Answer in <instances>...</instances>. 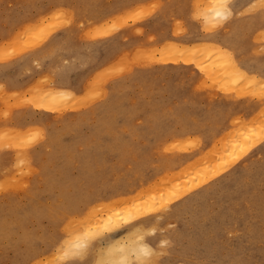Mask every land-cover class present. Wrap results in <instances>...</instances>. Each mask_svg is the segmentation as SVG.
I'll return each instance as SVG.
<instances>
[{"label":"rangeland","instance_id":"374dc122","mask_svg":"<svg viewBox=\"0 0 264 264\" xmlns=\"http://www.w3.org/2000/svg\"><path fill=\"white\" fill-rule=\"evenodd\" d=\"M78 1L79 0H0V50H1L0 51V64L13 63V62L17 61L19 58L26 56L30 52L40 50L41 48L46 46L49 43V41H51V39L55 35H57L58 33L62 32V31H65L69 28H75L77 30L78 39L82 42H89V40H91L90 42L106 41L110 38L121 36V35H123V37H122L123 40L126 39L124 41L123 40L121 41V45L119 47H117V49L113 53H109L110 56L105 58L103 70H101L96 75V77L94 79L95 81L93 80L92 86H97V88L99 90L100 89L102 90V91L101 90L99 91L96 88L100 92V95H98L99 92H96V93L94 92L97 90H92L93 91V94H92V91L89 90L92 87H89V89L85 92L87 94V97H86L85 93L83 94V97H85V100H84V98H82V96L78 97L77 99L75 98L74 99L75 101L73 99L72 100L69 99V100H67L68 102L65 101L66 104L64 102H61L60 105L55 104L56 106H53V104H52V107H51L52 109L48 107L49 110H47V109H45L46 107L43 105V103L45 101L48 102L47 98L48 99L50 98V97H48L50 95L49 91H51L50 89L53 87L47 83L42 84L45 81L40 83V85L36 86L35 88L33 87V90H30V89L26 90V92H25L26 94L23 92L25 96L22 95L23 93H15L16 95L18 94L17 95L18 97L16 95H14L16 98H14L13 94L12 95L8 94V93L6 94L4 87L0 88L3 90V94L5 93L4 94L5 100L3 101L4 96L2 95V90H0V92H1L0 93L1 94L0 95V102H4L5 104L9 105L10 101H13V99L14 100L16 99L15 100L17 102L16 106H14L13 108L10 106L8 107L9 108L8 112L10 111V113L13 109L21 108L24 106L23 104H27V101L29 100V98L32 101L29 100L28 102H30V104H32V105L38 104V106H39V104L42 103V105H40L39 107H36L33 105L35 109L51 112L54 114L56 113L55 114L56 119H54L53 121H50L48 123L49 125L47 123L42 122V124H43L42 127H38L37 125H34V126H36L35 128L29 127V128H26L22 131L17 132L15 128H10L8 126L9 123H5V124L0 125V141L2 140L1 141L2 145H0V154L2 152H5V151L14 152L16 154L14 165H12L9 169L0 171V185L2 186L0 188V264H12V262L15 261L16 258H18L19 256H24L23 254L27 253L29 251V249H32V247L30 246V244L28 242L22 243V240L25 237L28 239L36 240L37 244H36L35 249H37L41 252L38 255L39 257H37V259L33 262L34 264H36V262H37V264L38 263L43 264L44 262H46V264H57V263L58 264H99V263L102 264L101 262H97L98 256H99L98 254L100 253V249L106 247L105 245L107 243L106 244L102 243L101 239L104 236H107L109 234L107 229H106V231H104L105 227H104V224H102V222L104 221L105 218L108 217V216L106 217V214H108L109 212L104 211L105 207H103L104 205L101 203L108 202L106 204L108 206L110 203L114 202L113 199H115V196L112 198H106L107 201H102V200L99 201V200H94L97 196L86 195L85 193L88 192L89 194H92V193H96L97 191H100L103 194L109 195L110 194L109 190L118 187V183L120 182L123 175H125L126 173H127V175L131 176L130 180H132V181L140 182V181L146 180V182H145L146 184L144 186H148V184L150 185V183L154 184L157 182H158V184H160L159 179H162V178H163V181H161V182L163 183L167 179L166 178L167 177L166 176L167 171H162V173H159V175H157L158 173H156L157 176H155V175H153L155 172L154 166L150 169H143V168H140L139 166H137L135 160L138 158H142L147 154L148 158L150 157L154 160V165H155V163L157 162L158 159H161V160L167 159V158L169 159V158L173 157L172 156L173 154L175 156H177V155L191 156L198 151V147H199L198 141H197V138L194 136H189L190 138L185 137L182 139L174 138L175 140L171 137H168L167 141L164 140V143H162L160 145L159 150H158V148H156L157 146L155 145V148L152 149L153 152H152V150L149 151L147 149L149 142L147 140H145V138L143 137L145 127L148 124H150V123L151 124H157L158 123L161 125L162 124H168V125H171V127H172L174 124L178 123L177 125H175V127L179 126V128H181L180 125L184 124V122L187 123L186 121H188L191 117H194V118H202L203 117L202 119H200V120H203L204 117H206L208 113H211V110L212 111L215 110V111H219L221 114H224V115L227 114L226 115L227 118H225L226 119V128L231 131L233 128L238 130L239 126L243 125V123H242L243 121L247 122V120H251L252 118H254L255 116H257L260 113V110L264 109L263 108L264 107V86H263L264 85V79L261 76H259L260 74L257 75L256 72H254V74L252 72V73H250V76L256 77V75H257L256 81L253 79L251 81L252 77L251 78L247 77L246 79L244 77H241L240 79L233 80L234 79L233 74H232L233 69H232L231 64L229 65V63H228V61L230 62V60H231L230 56H228L230 59H228V57L226 56L227 57L226 59H228V60L225 59V57H224L225 55L223 56V58H220V59L212 58V59L208 60V58L205 55L199 56L198 54H196V53L194 54V52H193V54L192 53L190 54L191 56L188 54H184L183 58L182 57L179 58L180 61L175 62L174 60H172L173 54H170V53L164 54V52H166V51H164L163 47L166 46V45H164L166 43L160 42V40L158 39L159 33L152 29V24H150V26H149L151 13L153 12L154 8L157 5H159L160 0H144L141 3H130L131 0H125V1L124 0H81L80 1L81 3ZM221 1L224 2L225 0L224 1L221 0ZM221 1L220 0H187V1L184 0L185 6L181 10L182 12L177 14V13H175V10H173V12H172L173 17H171L169 19V22L167 23L166 29H168V26H169V28H171L172 34H173V37L171 36L172 37L171 42L173 41L172 45L176 46V43H177V46L190 44V43H188V44L184 43L181 40H179L181 37H183V36L185 37V35L188 32V29L186 26H187V21L189 19H191L193 21L192 23L201 25V31L203 33H212L218 29H223V25H224L225 21L222 19L214 20L210 14V12H212V10L214 9L213 7L216 6V3L219 2V3H217V5L221 4L220 3ZM260 1H262L264 3V0H260ZM260 1L258 4H260ZM118 3H120L122 7L124 6L122 11L119 12V14L115 13L114 15H112V13H111L109 16H107V17L104 16V18H101L99 20L98 19H95V20L90 19L91 15H94L97 11L110 9ZM143 3H144V5H143ZM70 4H71V6L73 4H75L72 7L77 8L78 11H76L77 9L75 10L72 7L70 8ZM206 4H209V6H206ZM258 4H256V5H258ZM93 5H94V7H93ZM108 5H110V6H108ZM256 5H254L255 7L252 6L249 9L248 8L244 9L242 11V15L236 14L235 18H239V17L241 18L247 14L255 13L256 10H258V9H264V6H263L264 4L261 3V5H259V6H256ZM140 6H143V8H141ZM186 6H187V8H186ZM138 7H139V9H137ZM67 8L71 11H69ZM82 8H86V10L85 9L82 10ZM101 8H103V9H101ZM128 8H130V9H128ZM133 9L134 10L136 9V11L134 12ZM140 9L141 10L144 9V11L143 10L139 11ZM57 10H61V11L59 12ZM62 10L63 11L65 10L66 14ZM193 10H195V11H193ZM196 10L198 13L196 12ZM72 11H73V13H71ZM145 11L148 14H146ZM53 12H54L53 15H55L57 12H58L57 14L60 13V15L62 13H63L62 15L65 14V17L63 16L64 18H66L65 20H67V18L72 15L71 16L72 19L68 18L67 21H64L63 17L61 16L62 21L60 22L59 21L60 15H59L58 16L59 20L56 23L54 22V24L59 23V26L58 27H57V25L52 26L53 25L52 22H51V25L49 22L51 20H53V21H55V19L57 20V17L51 19L52 17H50V16H53L52 15ZM68 12H70V13L68 14ZM82 12H83V14H82ZM129 12H130V14H132L134 12V14L129 15ZM67 14H68V16L66 17ZM97 14H101V13L97 12L96 15ZM126 14L128 16H131L132 19L136 18V21L133 20V22H132V19L130 17H127ZM193 14L194 15L197 14L196 15L197 17L194 16ZM145 15H146V17H145ZM202 15L205 16V18ZM192 16L195 17L196 19L193 18ZM85 17H87L88 21ZM108 17H109V19H108ZM114 17H117L118 19L115 21L116 18H114ZM119 17L122 19H120ZM43 18H45V19H43ZM198 19H200V20H198ZM69 20H70V22H69ZM108 20L109 21L113 20L112 22L114 25L112 24V22H109ZM106 21H108V23H106ZM29 22H31V23H29ZM45 22H47V23H45ZM116 22H118L117 23L118 25L115 24ZM48 23H49V25H48ZM67 23H68V25H67ZM217 23H218V25H217ZM79 24L81 26L84 25V27L79 26ZM33 25H35V26H33ZM96 25L102 26L103 27L102 33L104 34L106 32V34L102 35V33H101L102 29H100V27L97 29ZM54 27L55 28L57 27V28L55 30H53ZM112 27L114 28V30L112 29ZM116 27H118V28H116ZM125 27H127V28H125ZM138 28H141L139 30V34L137 33V31H136V33L134 32V30H137ZM203 28H205L206 30H204ZM104 29H106V31ZM22 30H25L26 32L23 31V35L22 34L20 35L19 33H21ZM45 30L48 32L46 33ZM117 30H118V32H117ZM196 30H197L196 33L198 34L200 31H199V29H196ZM42 31L45 32L46 34L43 33ZM49 31H51V33ZM84 31H85V33H88L90 35H91V33H93V34L91 36L90 35L88 36V35L84 34ZM140 31H141V34L143 37H141ZM112 32H113V34H112ZM129 32H130V34H129ZM48 33H49V35H48ZM110 33L112 35H110ZM128 34L131 36V39L128 38V36H127ZM154 35L157 37L156 39H155ZM45 36H46V38H45ZM260 36L254 37V46L252 49H253V52H255V53H253V56H255L257 54L264 55V50L262 49V48H264V39H262V38H264V34H262ZM41 37L43 39L44 38L45 39L43 40ZM91 37H92V39H91ZM39 38H40V40L42 39L43 41H40ZM84 38H85V40H83ZM148 38L150 41H152V40L153 41L148 42ZM128 39H129V41H128ZM142 41H145V43ZM138 42H139V44H137ZM140 42L143 43V44L141 43V46H139ZM19 43H22V45L20 44L21 45L20 46ZM125 43H127V44H125ZM200 43H204V42H199L196 44H200ZM5 45H6V47L9 46L8 47L9 50H7V48L4 47ZM258 45L259 46L262 45V48L260 46L259 49L257 50ZM4 48H6V49H4ZM150 48H152L151 51H150ZM138 49L144 50L143 54L146 52V56H145V54H144V56H142V54H141V57H145V60H144V58L143 59L141 58V61H140V59L138 58V55L141 52L139 54H137V58L135 57L136 56L135 53L140 51ZM147 49H149V50H147ZM5 50H7L8 52H6ZM155 50H157V51H155ZM147 52H148V54H147ZM154 52L155 53L157 52L156 54L158 57L156 56V54ZM122 53L126 55L125 58L127 60L124 59L125 60L124 63H127V62L130 63V64H128L127 68L129 69V67L131 66L132 70H130V72H132V73L127 72V71H129V70H127L124 73L122 72L120 74V73H117L118 70L116 67L113 68L112 63H114V66H117L118 64L116 65V63H118V62H115V61H117L121 58H124ZM133 54H134V56H133ZM151 54L152 55L154 54L155 56L154 55L152 56ZM111 55H113L112 58H111ZM196 55H198V56H196ZM120 56H123V57H120ZM147 56L149 58H147ZM146 58L149 60H147ZM166 58L168 59L167 61H165ZM190 58H192V59H190ZM183 59H185V60L181 61ZM187 59L190 61H188ZM131 60H134V62L132 63ZM200 60H201V62H200ZM203 60H207V61H203ZM247 60H254V57L248 58ZM155 61H156V63H155ZM212 61H214V62L216 61L215 66H214V62H212ZM197 62L200 64L198 65ZM137 63L139 65V67H138ZM120 64H121V60H120ZM120 64L118 65V68L120 69V67H121L123 69V67L120 66ZM122 64H123V62H122ZM186 64H187L186 67L190 68V72H187L186 70H180V71L174 70L177 65H186ZM150 65L151 66L153 65L152 67H163V68H168V69L151 70ZM218 65H219V67H218ZM223 65H224L225 69H224ZM225 65L226 66L228 65V67H226ZM39 66H41V65H39ZM107 67H109L108 68L109 72L106 73L105 68H107ZM111 67L113 68L112 72H110ZM145 67H150V68L147 70ZM218 68L222 71H218L219 70ZM227 68H229L228 71H227ZM115 69L117 70L116 72H115ZM104 70H105V72L103 73ZM206 70H208V71H206ZM121 71L122 70L120 69L119 72H121ZM113 72L120 74V76L119 75L117 76V74H113ZM191 72H192V74H191ZM101 73H102V76H100ZM127 73H129V74L127 75ZM216 73H217V75H216ZM105 75H107V76H105ZM132 75L137 76V78L131 79ZM104 76L106 78L101 79V77H104ZM207 76L209 78H207V80H206V78H204V77H207ZM97 78H99V79H97ZM203 78L206 81H204ZM99 80H103V81H99ZM189 80H190V82L187 83ZM238 81L240 83H238ZM246 81H247V84H246ZM175 82H176V84L180 83V84H185V86H187L186 88L191 93L190 98H188L186 100H178V99H171L170 98L171 86L174 85ZM207 82H209V84ZM212 82L215 84H213ZM243 82L245 83V86L243 85ZM94 83H95V85H93ZM118 83L122 84V87H120L119 90H117V96L118 97H116L114 100L110 101L109 98H106L105 94L109 91L110 88H112L113 86H115ZM204 83L207 84V86L203 85ZM222 83H224V84H222ZM260 83H261V85H259ZM196 84H201L202 86L201 85L199 86ZM140 85H142V86L140 87ZM241 85H243L244 88H246L247 87L246 85H248V88L245 89V91L247 90V92L243 91L244 88H241L242 87ZM254 85H256V86H254ZM195 86L197 87L196 89H195ZM259 86H261V87H259ZM205 87H206V89H205ZM220 87H222V90ZM239 87L241 90L239 89ZM257 87H259L261 89L263 88V89L258 90L259 88L257 89ZM139 88H140V90H139ZM149 88H153V89L150 90ZM37 89H39V90H37ZM248 89H250V90L248 91ZM144 90H146V91H144ZM238 90H240V91H238ZM251 90H252V92L254 91L256 94H254V95L251 94V96H250V94H248V93H251ZM36 91H37V93H36ZM211 91H213L214 93H212ZM29 92H31V93H29ZM141 92H142V94H141ZM192 92L195 95H193ZM243 92H244V94L242 95ZM46 93L48 94V96L46 95ZM149 93H150V95H149ZM235 93L236 94L238 93V94L235 95ZM32 94H34L33 95L34 97L32 96ZM139 94L141 96H139ZM6 95H7V97H6ZM19 95L21 98L24 97V99L26 96L27 97L30 96V97L26 98V99H28L27 101L22 99L24 103L20 104V101L17 100V98H19ZM224 95H225V97H224ZM231 95H232V97H230ZM252 95L254 97H252ZM1 96H3V97L1 98ZM100 96H101V99H99ZM201 96H203V97H201ZM216 96H218V97H216ZM235 96H236V98H235ZM41 97H43V98H41ZM45 97H46V100H44ZM94 97L98 98V99H96L94 101L93 100V99H95ZM198 97H199V99H198ZM39 98H40V100L43 99L42 102L39 100ZM200 98H201V100H200ZM226 98L227 99L229 98V102L227 101ZM10 99H12V100H10ZM36 99H38V100H36ZM50 99H49V101H50ZM79 99H81V103H83L85 101L86 103H84V104L86 106L81 105L82 107H78L81 104ZM104 99H106V100H104ZM209 99L212 101H210ZM233 99L234 100L238 99V100L233 101ZM82 100H84V101H82ZM91 100H93V101H91ZM107 100L110 103H108V102L106 103ZM132 100H133V102H132ZM174 100H175V102H174ZM78 101H79V104L77 106L75 103ZM89 101H91V102L89 103ZM87 102L89 105H87ZM71 103H72V105H70ZM239 103H240V105H239ZM44 104H46V103H44ZM57 104H59V102H57ZM68 105H70V106H68ZM242 105H244V106H242ZM42 106H44L45 108H43ZM64 106L66 108H64ZM72 106H73V108H76V107L77 108L71 109ZM253 106L255 108H252L253 110H251V107H253ZM54 107H55V109H54ZM68 107L69 108L71 107V108L69 109ZM62 108H64V109H62ZM151 108H152V110H151ZM99 109H100V112L97 113V111ZM208 109L210 112L208 111ZM230 109H232V110H230ZM93 110H94V112H92ZM220 110H222V111H220ZM226 110H230V111H226ZM243 110H245V111L243 112ZM250 110H251V112H250ZM121 111H123V112H121ZM224 111H226L227 113H225ZM235 111H236V113H235ZM8 112L4 113V115H7ZM262 112H264V110H262ZM155 113H157V114H155ZM232 114H233L234 118H233ZM204 115H206V116H204ZM2 117L5 118L6 116H2ZM7 117H9V114L7 115ZM235 117L237 118V121L238 120L240 121V119H238V117L241 118L242 122L241 121L237 122L235 120L236 119ZM231 119L233 120V122ZM234 120L236 121L235 123H234ZM132 123L133 124L135 123V124L132 125ZM128 126H130V127L128 128ZM122 127H123V129H122ZM31 128H33L34 130ZM98 128H99V130H97ZM5 129L6 130L8 129L9 131H6ZM28 129H30V130L28 131ZM1 130H3L4 132ZM38 130H39V133H37V135L40 136L39 134H41L40 137L41 138L44 137V138L41 139L39 137L40 139L37 142L32 141L35 138L37 139V137H36L37 135L35 134V132L36 131L38 132ZM49 130L55 131L54 135L55 134L56 135L54 136V139H53L54 141L52 142V144H54V145L51 144V139H50L51 135L49 136V134L46 133V131L49 132ZM94 130H95V132H93ZM12 131H14L13 134H12ZM23 131L26 134V136H24ZM73 132H75V133H73ZM7 133L10 136L11 135H13V136L17 135V136H20V138L26 137L27 139L26 138L20 139L17 136L13 137V140L18 139L17 141L20 142V144L17 142L19 147L14 148L13 145L15 146V144L13 141H11V142L9 141V143H5L7 141H4ZM30 134L31 135L34 134V135L30 136ZM9 135H7L6 138ZM29 136L31 137L30 139H29ZM19 139H20V141H19ZM191 139H194V140H191ZM11 140H12V138H11ZM27 140H28V142H31V143L29 144L28 142H26ZM173 140H174V142H173ZM146 141H147V143L144 144V142H146ZM3 142H4V144H3ZM181 143H183V146L182 145L180 146ZM22 145L25 147H22ZM166 145H168V146H166ZM187 145L189 146V148ZM192 145L195 146V148ZM196 145H197V147H196ZM1 146H3V147H1ZM36 146H40V147L45 148V150L47 152V154L44 156L45 157L44 161H45V163H47V169L46 170H40L38 172L36 171L34 173V171L30 169V168H32V166H31L32 160L30 161L31 158L29 157V155H27V154L25 155L24 153L28 152L29 150H31L32 148H34ZM179 146H180V149H179ZM259 146L260 145H258L256 148H254L244 158V160H246L247 158H249L253 154H256V152L259 149ZM9 147H11V148H9ZM48 147H49V149H48ZM16 148H17V150H16ZM181 148H183V149H181ZM163 150H164L165 154H163ZM180 150H182V151H180ZM175 151H179V152H175ZM158 152H160V153H158ZM119 153L123 154L126 157H129L131 160V163H124L123 165H121V164L119 165V161H118V154ZM133 154L136 157H134ZM149 154H150V156H149ZM159 163H156V164L158 165ZM24 164L28 165L29 167L27 166V168H26ZM128 164L131 165V168ZM20 165H21V167H20ZM159 165H158L159 167L162 166L161 163ZM23 166H24V168L22 169ZM20 169H22V170L26 169V170L22 171ZM137 169H138V171H136ZM29 170H31L33 173L28 172ZM82 172H84V176L81 175ZM35 175L40 176L39 181L35 180ZM117 176H118V178H117ZM150 176L151 177L154 176V177L151 178ZM98 178H102V179H100V181H98ZM148 178H151V179H148ZM149 180H151V181H149ZM176 180L177 179H175V181ZM215 181L210 183V184L205 185L203 188L206 189V187H208V185L211 186L212 184L215 183ZM8 182L10 184H8ZM135 182H133V183H135ZM184 182H186L188 184L187 179ZM184 182L177 180V182L174 184H179V183H184ZM197 183L198 182L194 183V185H196ZM33 185L35 186L34 188H33ZM138 186H140V184ZM188 186H190V188H191L192 185L189 184ZM181 187L182 188H181L180 192L179 191L177 193L173 192V195L172 196L170 195V197H173L177 194L182 193L185 190L190 189V188L184 187V185H182ZM256 189H259L260 192H259V190H257V193H256ZM245 193H247V191L243 190L242 195L237 194L236 192H235V194L226 195L225 198L221 200L223 202H226V208L227 209L224 212L218 211L220 209V203L219 202H220V199L222 198L218 195V197L217 196L206 197L202 201H198L196 204H194L192 209H186V210L184 209L183 214L182 215L177 214V215H175L176 217L174 215H172V213L179 206V204H181V202L185 201L184 199L181 201H176L175 203L170 202L171 204L170 203L168 204V201H170L168 199H164V201L157 202L155 213L148 215L146 217V220H153V219L156 221L160 220V221H158L160 223L158 225H157V223H154L151 226L149 225L148 226L149 229L150 228L153 229V226H154V230H153L154 232H152V229L150 231L148 229V231L146 233H147L148 238H150L153 235L157 236V240H156L157 245L155 246V249H156L155 253H156V256L161 253L160 251H162V253L160 256L158 255L159 258L158 257H157V259L155 258L156 260L154 259V257H156V256H152L151 257L152 259L149 258L152 261L149 260V262L147 261V262H145V264H147V263L148 264H159V263L160 264H178V263L179 264L180 263L181 264L182 263L183 264H222V263L223 264H239V263H241V258L243 259L241 264H264V195H263L264 194V186H262L260 188L252 189L247 194H245ZM260 193H262V194H260ZM253 194H255V195L252 196ZM215 197H217V198H215ZM252 197H255L256 199H254V198L252 199ZM244 198H246L247 200L246 199L244 200ZM227 200L230 202H228ZM211 201H213V202H211ZM233 201H236V202L233 203ZM239 202H241V203L239 204ZM249 204H250V206H249ZM158 205L160 206V208ZM255 205H256V207H255ZM96 207H98V208H96ZM99 207H102V208H99ZM212 207H214V209ZM91 208L93 211L91 210ZM249 208H251L252 210ZM95 209L98 211V213L95 212ZM100 209L103 210V212L99 211ZM161 209H162V211H161ZM206 210L207 211L209 210V212H207ZM61 211H63V212H61ZM86 211H88V212H86ZM91 211L94 212L93 215L91 214L92 213ZM192 211H194V212L192 213ZM104 212H106V213H104ZM214 212H216V213H214ZM253 212H255V213H253ZM185 213H186V215H185ZM203 213L205 215L207 214L206 218L204 217ZM97 214H99V215H97ZM62 215H64V216H62ZM195 215H197L199 217V220H198L199 222L194 220ZM208 215H210V217ZM233 215H235V216H233ZM61 217H63V218H61ZM94 217H96V218H94ZM83 218L85 220H83ZM100 218L103 221H100ZM259 218L261 220H259ZM73 219H74V221H73ZM79 220H80V223H79ZM68 221H70L69 222L70 226L73 224L71 226L70 230H69L70 226H69V224H67ZM84 221L86 223H84ZM89 221L91 224L89 223ZM97 221L99 222V224ZM22 222L24 223L25 226L29 227L26 231L24 230V226L22 225ZM82 222H83V225L81 224ZM93 222H94V224H92ZM168 222H169V224H168ZM200 222H201V224H200ZM123 223H124V221L122 222V224ZM80 224L82 225V228H81V226H79ZM85 224L91 225V226H88L89 227L88 228L87 225H85ZM95 224H96V226H93ZM198 224L200 225V229H202V230L197 229ZM19 225H21V226H19ZM66 226H67V228H66ZM83 226L86 228H84ZM92 226L96 227V229L95 228L93 229ZM245 226H247V227H245ZM190 227H192V228H190ZM97 228H98V232L95 231V230H97ZM86 229H87V231H86ZM90 229L91 230L93 229L92 230V237L90 238L88 246L85 249H80V250L76 249L77 251H74V248H72V246L69 249H64L63 244H67V241L71 242L70 241L71 239H73V240L76 239L75 237L82 235V233H84V232L87 233L88 231H90ZM123 229L125 230L124 226H123ZM163 229H165V230H163ZM124 230H123V232H124ZM160 230H162V231H160ZM181 230H183V232ZM255 231H256V233H254ZM74 232H76V233H74ZM67 233H69V235ZM163 234H165V235H163ZM212 234H213V236H212ZM74 235H76V236H74ZM122 235H123V233H122ZM161 235H162V237H161ZM164 236H166V237H164ZM169 239H170V241H169ZM166 240H168V241H166ZM241 241H243V242H241ZM163 242H165V244H167V245L161 244ZM239 242L242 243V246H241V244H238ZM170 243H172V245ZM226 243H228L227 246H226ZM49 245H51L53 248V250L50 253H49V248H48ZM58 246H59V249L57 248ZM239 246L241 248H239ZM60 247H61V249H60ZM56 248L58 249V251L56 250ZM231 249H233V250L231 251ZM241 249H244V250H241ZM82 250H83V252H79ZM46 251H48V252L44 253ZM61 251L62 252L64 251V252L62 253ZM164 251L165 252L167 251L166 252L167 254ZM58 252H59V254L61 253L62 255L60 254V256H58L59 255V254H57ZM84 252H86V253H84ZM77 253H79V254H77ZM64 254H66V255H64ZM53 255L56 256V258L55 257L52 258L51 256H53ZM176 255H177V257H176ZM236 255L238 257H235ZM242 255L245 257H242ZM248 255H251V256H249L251 259L248 257ZM59 257L60 258L63 257V258H61L62 260ZM46 258H48V259L46 260ZM54 258H55V260H54ZM63 259H64V261H63ZM231 260H233L234 262L233 261L231 262ZM244 260H246V261H244ZM238 261H239V263H238Z\"/></svg>","mask_w":264,"mask_h":264},{"label":"bare ground","instance_id":"6f19581e","mask_svg":"<svg viewBox=\"0 0 264 264\" xmlns=\"http://www.w3.org/2000/svg\"><path fill=\"white\" fill-rule=\"evenodd\" d=\"M81 0H79L78 2H80ZM125 1V0H124ZM142 1H144V0H131L130 1V3H141ZM187 1V0H186ZM221 1V0H220ZM224 1V0H223ZM231 1V2H230ZM259 1L260 0H225L224 2H220L221 4H218L217 5V3H219V2H217L216 3V6L215 7H213L214 9L212 10V12H210V14H211V17L214 19V20H220V19H222V20H224L225 21V23H224V25H223V28L224 27H228L229 25L231 26L232 25V19L234 18V16L236 15V14H239V15H242V11L244 10V9H246V8H251L252 6L253 7H255L254 5H256V4H258L259 3ZM160 3H159V5H157L155 8H154V10H153V12L151 13V16H150V23H149V26H150V24H152L153 25V28H154V30L155 31H157L158 33H159V35H158V39L160 40V42H165L166 44H164V45H166V46H162L163 48H164V51H166V52H164V54H167V53H170V54H173V58H172V60H174L175 62H177V61H180L179 60V58L180 57H184L183 55L184 54H188V55H190L191 53L193 54V52H194V54L196 53V54H198L199 56H203V55H205L207 58H208V60L209 59H212V58H216V59H220V58H223V56L225 57V59L228 57V56H230V58H231V60H230V62L228 61V63H229V65L231 64V66H232V69H233V80H237V79H240L241 77H244L245 79L247 78V77H252L251 78V81H252V79L253 80H255L256 81V77H257V75H256V77H253V76H250V73H252L253 72V74H254V72H256V71H258V72H260L259 74V76H261L263 79H264V60H259L258 58V60H255L256 59V57H254V60H247L246 59V56L245 55H242V56H244V57H242V56H238L237 54H235L233 51H231V50H229V49H225V48H222L221 46H219L218 45V43L216 44L215 42L213 43H209V42H207V41H204V43H200V44H196V43H192V44H188V45H180V46H177V43H176V46H173L172 45V43H173V41L171 42V39H172V37L169 35V33H168V30L166 29V27H167V23L169 22V19L171 18V17H173L172 16V12H173V10H175V13H181L182 11V9L184 8V6H185V2H184V0H160L159 1ZM81 3V2H80ZM83 3V2H82ZM204 3V2H203ZM224 3V4H223ZM261 3L262 4H264L262 1H260V4H258V5H256V6H259V5H261ZM72 4V3H71ZM71 4H70V8L72 7V6H74L75 4H73L72 6H71ZM210 4V3H209ZM209 4H206V6H209ZM212 4V3H211ZM79 5V4H78ZM87 5V4H86ZM143 5H144V3H143ZM146 5V4H145ZM213 5V4H212ZM80 6V5H79ZM108 6H110V5H108ZM127 6V5H126ZM135 6V5H134ZM139 6V5H138ZM195 6V5H194ZM264 6V5H263ZM77 7V6H76ZM93 7H94V5H93ZM102 7V6H101ZM105 7V6H104ZM124 7V6H123ZM123 7L121 6V4L120 3H118V4H116L115 6H113L112 8H110V9H107V10H101V11H97L98 13H101V14H97L96 15V13L94 14V15H91V17H90V19H92V20H95V19H101V18H104V16L105 17H107V16H109L111 13H112V15H114L115 13H118L119 14V12H121L122 11V9H123ZM141 8H143V6H140ZM201 7V6H200ZM204 7V6H203ZM73 8V7H72ZM107 8V7H106ZM133 8V7H132ZM186 8H187V6H186ZM212 8V7H211ZM62 9V8H61ZM68 9V8H67ZM73 9H77V8H73ZM86 10V8H82V10ZM101 9H103V8H101ZM128 9H130V8H128ZM137 9H139V7L137 8ZM243 9V10H242ZM257 9V8H256ZM69 10V9H68ZM134 10V9H133ZM143 11H144V9H142ZM141 9L139 10V11H142ZM255 10V9H254ZM57 11H61V10H57ZM63 11V10H62ZM69 11H71V10H69ZM76 11H78V9L76 10ZM124 11V10H123ZM136 11V9L134 10V12ZM193 11H195V10H193ZM252 11V10H251ZM250 11V12H251ZM56 12V11H55ZM64 13H65V10L63 11ZM94 12V11H93ZM134 12L132 13V14H134ZM196 12H197V10H196ZM58 13V12H57ZM56 13V14H57ZM62 13V12H61ZM70 12H68V14H69ZM71 13H73V11L71 12ZM85 13V12H84ZM145 13H146V11H145ZM194 13V12H193ZM198 13V12H197ZM246 13V12H245ZM54 14V12L52 13V15ZM55 14V15H56ZM63 14V13H62ZM60 15V13L59 14H57L56 16L55 15H53V16H50V17H52L51 19H53V18H56L57 17V20L55 19V21H53V20H51L49 23H50V25H51V22H52V26H56L57 25V27L59 26V23L58 24H54V22L56 23L59 19V17H60V22L62 21L61 19V16L63 17H65V14L64 15ZM68 14L66 15V17L68 16ZM80 14V13H79ZM82 14H83V12H82ZM132 14H130V12H129V15H132ZM146 14H148V13H146ZM244 14V13H243ZM260 14H261V12H260ZM51 15V14H50ZM60 15V16H59ZM77 15V14H76ZM194 15V14H193ZM197 15V14H196ZM196 15H194V16H196ZM48 16V15H47ZM46 16V17H47ZM59 16V17H58ZM72 16V15H71ZM71 16H69L68 18L70 19L71 18ZM86 16V15H85ZM126 16L127 17H130L131 19H132V17L131 16H128L127 14H126ZM148 16V15H147ZM203 16V15H202ZM201 16V17H202ZM45 17V18H46ZM49 17V18H50ZM63 17V20L64 21H67L68 20V18H67V20H65L66 18H64ZM145 17H146V15H145ZM193 17V16H192ZM197 17V16H196ZM200 17V18H201ZM204 18H205V16H203ZM207 17V16H206ZM32 18V17H31ZM45 18H43V19H45ZM78 18V17H77ZM86 19H87V17H85ZM114 18H116L115 19V21L118 19L117 17H114ZM120 18V17H119ZM184 18V17H183ZM193 18H195V17H193ZM240 18V17H239ZM42 19V18H41ZM72 19V18H71ZM107 19V18H106ZM108 19H109V17H108ZM120 19H122V18H120ZM196 19V18H195ZM202 19V18H201ZM38 20V19H37ZM48 20V19H47ZM126 20V19H125ZM133 20H135L136 21V18H133L132 19V22H133ZM198 20H200V19H198ZM41 21V20H40ZM43 21V20H42ZM87 21H88V19H87ZM109 21V20H108ZM108 21H106V23H108ZM113 20H111V21H109V22H112ZM175 21V20H174ZM223 21V22H224ZM245 21V20H244ZM250 21H252V20H250ZM249 21V22H250ZM69 22H70V20H69ZM93 22V21H92ZM104 22V21H103ZM125 22V21H124ZM183 22V21H182ZM193 21L191 20V19H189L188 21H187V24H191ZM220 22V21H219ZM218 22V23H219ZM234 22V21H233ZM29 23H31V22H29ZM35 23V22H34ZM33 23V24H34ZM40 23V22H39ZM45 23H47V22H45ZM49 23H48V25H49ZM74 23V22H73ZM80 23V22H79ZM102 23V22H101ZM105 23V22H104ZM118 22H116L115 24H117ZM120 23V22H119ZM122 23V22H121ZM203 23V22H202ZM218 23H217V25H218ZM221 23V22H220ZM236 23V22H235ZM241 22H239V23H237V24H234L232 27V29H230V28H228V36H230L232 39L231 40H233L234 42L236 41V40H238V39H240V37H241V32H240V29H241V24H240ZM38 24V23H37ZM36 24V25H37ZM61 24V23H60ZM81 24V23H80ZM79 24V26H81ZM87 24V23H86ZM112 24H113V22H112ZM123 24V23H122ZM128 24V23H127ZM132 24V23H131ZM183 24V23H182ZM207 24V23H206ZM222 24V23H221ZM220 24V25H221ZM255 24V23H254ZM254 24H252V25H254ZM62 25V24H61ZM67 25H68V23H67ZM73 25V24H72ZM103 25V24H102ZM114 25V24H113ZM118 25V24H117ZM116 25V26H117ZM219 25V26H220ZM244 25V24H243ZM249 25H251V24H249ZM33 26H35V25H33ZM83 27H84V25H82ZM81 26V27H82ZM97 27V29L100 27V29H102L101 30V33L103 32V27L102 26H98V25H96ZM112 26V25H111ZM120 26V25H119ZM124 26V25H123ZM56 27V28H57ZM89 27V26H88ZM95 27V26H94ZM122 27V26H121ZM120 27V28H121ZM135 27V26H134ZM138 27V26H137ZM252 27V26H251ZM250 27V28H251ZM46 28V27H45ZM55 27H54V29L53 30H55L56 29ZM78 28V27H77ZM93 28V27H92ZM105 28V27H104ZM107 28V27H106ZM116 28H118V27H116ZM125 28H127V27H125ZM133 28V27H132ZM183 28V27H182ZM248 28V27H247ZM24 29V28H23ZM112 29L114 30V28L112 27ZM141 28H138L137 30H134V32L136 33V31H137V33L139 34V30H140ZM194 29H196V28H194ZM204 30H206L205 28H203ZM26 30V29H25ZM25 30H22L21 31V33H19L20 35L22 34L23 35V31H25ZM49 30V29H48ZM52 30V29H51ZM52 30V31H53ZM75 28H69V29H67L66 31H62V32H60V33H58L57 35H55L52 39H51V41H49V45L47 44L46 46H44L43 48H41L42 50H44V51H47V52H59V51H64V49H65V47H64V49H62V46H64L65 44H67V43H70L71 42V39L69 38V36H73L74 34H75ZM82 30V29H81ZM105 31H106V29H104ZM144 30V29H143ZM148 30V29H147ZM244 30V29H243ZM28 31V30H27ZM44 31V30H43ZM42 31V32H43ZM46 31V30H45ZM108 31V30H107ZM116 31V30H115ZM142 31V30H141ZM141 31H140V35H141V37H143L142 36V34H141ZM197 31V30H196ZM212 31V30H211ZM247 31V30H246ZM261 31V30H260ZM26 32V31H25ZM48 31H46V33H47ZM50 33H51V31H49ZM82 32V31H81ZM80 32V33H81ZM89 32V31H88ZM91 32V31H90ZM109 32V31H108ZM117 32H118V30H117ZM133 32V31H132ZM43 33H45V32H43ZM45 33V34H46ZM98 33V32H97ZM96 33V34H97ZM134 33V34H135ZM216 33V32H215ZM243 33V32H242ZM84 34H86V35H90V34H88V33H85V31H84ZM93 33H91V35H92ZM95 34V35H96ZM104 34H106V32L104 33ZM103 33H102V35H104ZM112 34H113V32H112ZM111 33H110V35H112ZM151 34V33H150ZM190 35V33L189 32H187V34L185 35V37L187 36V35ZM195 34H197L196 32H195ZM211 34H213V33H211ZM226 34V35H227ZM263 34H264V32H263ZM48 35H49V33H48ZM90 35V36H91ZM153 35V34H152ZM225 35V34H224ZM262 35V34H261ZM81 36V35H80ZM87 36V37H88ZM128 36V38L129 39H131V36L128 34L127 35ZM203 36V35H202ZM247 36H248V33H247ZM86 37V36H85ZM123 35H121V36H117V37H113V38H110V39H108V40H106V41H103L104 43H103V48L105 49V48H107L108 46L109 47H111V46H114V49L112 50V52L113 51H115L116 50V48H115V46H116V43H118V47L121 45V41L123 40ZM154 37H155V39L157 38L155 35H154ZM184 37V36H183ZM182 37V38H183ZM245 37V36H244ZM255 37H256V35H255ZM261 37V36H260ZM42 38V37H41ZM45 38H46V36H45ZM44 38V39H45ZM152 38V37H151ZM226 39H227V37H225ZM43 39V38H42ZM40 40V38H39V40L40 41H43V40ZM91 39H92V37H91ZM129 39H128V41H129ZM154 39V40H155ZM201 39V38H200ZM225 39V40H226ZM258 39V38H257ZM262 39H264V38H262ZM38 40V41H39ZM83 40H85V38L83 39ZM87 40V39H86ZM124 40H126V39H124ZM123 40V41H124ZM228 40V39H227ZM13 41V40H12ZM39 41V42H40ZM91 40H89V42H90ZM150 40H149V38H148V42H149ZM153 41V40H152ZM152 41H150V42H152ZM201 41V40H200ZM11 42V41H10ZM142 42H144L145 43V41H142ZM142 42H140V45L139 46H141V43ZM232 42V41H231ZM95 43V42H94ZM156 43V42H155ZM180 43V42H179ZM22 45V43H19V45ZM125 44H127V43H125ZM137 44H139V42L137 43ZM143 44V43H142ZM229 44V43H228ZM234 43H231V45L232 46H234L233 45ZM10 45V44H9ZM20 45V46H21ZM3 46V45H2ZM82 46V45H81ZM89 46V45H88ZM151 46V45H150ZM261 46V48H262V45H260ZM4 47H6V45L4 46ZM9 47V46H8ZM8 47H6L7 48V50H9L8 49ZM155 47V46H154ZM244 47V46H243ZM6 48H4V49H6ZM26 48V47H25ZM72 48H74V46H72ZM77 48V47H76ZM99 48V47H98ZM234 48V47H233ZM232 48V49H233ZM241 47H239V49H240ZM40 49V50H41ZM70 47L68 48V50L70 51ZM75 49V48H74ZM78 49V48H77ZM77 49L76 50H74V51H77ZM84 49H86L87 50V48H84ZM125 49V48H124ZM151 49L152 48H150V51H151ZM167 49V50H166ZM256 49V48H255ZM254 49V50H255ZM263 50H264V48H262ZM7 50H5L6 52H8ZM128 50V49H127ZM138 50H140V49H138ZM147 50H149V49H147ZM233 50H235V49H233ZM262 50V51H263ZM1 51V50H0ZM62 51V52H63ZM89 51V50H88ZM155 51H157V50H155ZM159 51V50H158ZM238 51V50H237ZM256 51V50H255ZM260 51V50H259ZM109 52L111 53V51L109 50V51H107L106 52V56L109 54ZM124 52V51H123ZM141 52V53H140ZM143 52H144V50H140L139 52H137V53H135L136 54V58H137V54H139L138 55V58L140 59V61H141V58L143 59L144 58V60H145V57H141V54H142V56H144V54H145V56H146V52L143 54ZM149 52V51H148ZM148 52H147V54H148ZM251 52V51H250ZM87 53V52H86ZM155 53V52H154ZM157 53V52H156ZM155 53V54H156ZM245 53H248V52H245ZM244 53V54H245ZM252 53V52H251ZM248 54H250V53H248ZM263 54V53H262ZM80 55V54H79ZM122 55L124 56V58H121V59H119V60H117V61H115V62H118V63H116V65L118 64H120V60H121V64H122V62H123V64L121 65L120 64V66H122L123 67V69L120 67V69L122 70L121 72H119V68H118V65L117 66H114V63H112V66H113V68H117V70H118V72L117 73H124L125 71H127V70H129V71H127V72H130V70H132L131 69V66L129 67V69L127 68L128 67V64H130L129 62H127V63H124V61L125 60H127L125 57H126V55L125 54H123L122 53ZM152 55V54H151ZM154 55V54H153ZM152 55V56H153ZM198 55H196V56H198ZM257 55H259V54H257ZM57 56H59V55H57ZM77 56V55H76ZM123 56H120V57H123ZM128 56V55H127ZM133 56H134V54H133ZM151 56V57H152ZM155 56V55H154ZM156 56H157V54H156ZM191 56V55H190ZM227 56V57H226ZM249 56V55H248ZM250 56H252V55H250ZM261 55H259L258 57H260ZM15 57V56H14ZM72 57V56H71ZM78 57V56H77ZM119 57V58H120ZM150 57V58H151ZM158 57V56H157ZM186 57V56H185ZM193 57V56H192ZM264 56H262L260 59H262ZM62 58V57H61ZM66 58V57H65ZM76 58V57H75ZM75 58L73 59L74 60V62H77L76 60H75ZM147 58H149L148 56H147ZM146 58V59H147ZM181 58V59H182ZM199 58V57H198ZM197 58V59H198ZM201 58V57H200ZM229 57H228V59H230ZM125 59V60H124ZM138 59V60H139ZM186 59V58H185ZM185 59H183V60H181V61H184ZM190 59H192V58H190ZM196 59V60H197ZM228 59H226V60H228ZM35 60H37V59H35ZM60 60V59H59ZM59 60H57V61H59ZM73 60H71V62H73ZM123 60V61H122ZM137 60V59H136ZM147 60H149V59H147ZM146 60V61H147ZM168 59L166 58L165 59V61H167ZM170 60V59H169ZM188 60V59H187ZM222 60V59H221ZM220 60V61H221ZM89 61V60H88ZM132 61V63L134 62V60H131ZM188 61H190V60H188ZM203 61H207V60H203ZM38 62H39V60H38ZM114 62V61H113ZM138 62V61H137ZM152 62V61H151ZM196 62V61H195ZM200 62H201V60H200ZM211 62V61H210ZM212 62H214V61H212ZM216 62V61H215ZM215 62H214V66H215ZM68 63V62H67ZM109 63V62H108ZM139 63V62H138ZM138 63H137V65H138ZM150 63V62H149ZM155 63H156V61H155ZM154 63V64H155ZM190 63V62H189ZM198 63V62H197ZM218 63V62H217ZM51 64V63H50ZM75 64V63H74ZM79 64H80V62H79ZM79 64H78V66H79ZM85 64V63H84ZM83 64V65H84ZM87 64V63H86ZM200 63H198V65H199ZM219 64V63H218ZM226 64V63H225ZM48 65V64H47ZM58 64H56V66H57ZM63 65H65V64H63ZM63 65H61V66H63ZM124 65V66H123ZM209 65V64H208ZM59 66H60V64H59ZM74 65H72V67H73ZM153 66V65H152ZM151 65H150V67H151V70H153V69H155V68H157V67H152ZM187 66V64L186 65H177L176 67H175V69L174 70H176V71H180V70H185L186 68H188V67H186ZM226 66V65H225ZM58 67V66H57ZM72 67L71 68H69V69H72ZM83 67V66H82ZM127 69H126V68ZM138 67H139V65H138ZM150 67H145L147 70L150 68ZM201 67V66H200ZM218 67H219V65H218ZM223 67H224V65H223ZM226 67H228V65L226 66ZM52 68H54V67H52ZM75 68V67H74ZM108 68L109 67H107V68H105V70H106V73L107 72H109V70H108ZM112 67L110 68V72H112V69H113ZM126 70H125V69ZM56 69V68H55ZM59 69V68H58ZM57 69V70H58ZM219 69V68H218ZM223 69V68H222ZM224 69H225V67H224ZM223 69V70H224ZM228 69L229 68H227V71H228ZM51 70H53V69H51ZM102 70H103V68H102ZM105 70L103 71V73L105 72ZM116 69H115V72L117 71ZM124 70V71H123ZM196 70V69H195ZM194 70V71H195ZM203 70V69H202ZM210 70V69H209ZM56 71V70H55ZM206 71H208V70H206ZM218 71H222V70H218ZM24 72H26V71H24ZM51 72V71H50ZM60 72V71H59ZM63 72V71H62ZM73 72V71H72ZM75 72V71H74ZM105 73V74H106ZM117 73H114L113 72V74H117ZM130 73H132V72H130ZM194 73V72H193ZM218 73V72H217ZM217 73H216V75H217ZM61 74V73H60ZM63 75L65 74V73H62ZM68 74V73H67ZM66 74V75H67ZM109 74V73H108ZM107 74V75H108ZM120 74H117V76L119 75L120 76ZM129 73H127V75H128ZM191 74H192V72H191ZM231 74V73H230ZM41 75V74H40ZM50 75V74H49ZM104 75V74H103ZM107 75H105V76H107ZM252 75V74H251ZM43 76H46V75H43ZM53 76V75H52ZM100 76H102V73H101V75ZM101 77V79H105L106 77ZM157 76V75H156ZM190 76V75H189ZM220 76V75H219ZM229 76V75H228ZM48 77V76H47ZM54 77V76H53ZM158 77V76H157ZM222 77V76H221ZM225 77V76H224ZM45 78V77H44ZM49 78V77H48ZM135 78H137V76H134V75H132L131 76V79H135ZM154 78V77H153ZM156 78V77H155ZM204 78H206V80H207V78H209L208 76L207 77H204ZM204 78H203V80H204ZM220 78V77H219ZM260 78V77H259ZM46 79L47 78H45V80H43V81H46ZM64 79H66V77L64 78ZM70 79H71V77H70ZM97 79H99V78H97ZM96 79V80H97ZM243 79V78H242ZM49 80H50V78H49ZM49 80H47V81H49ZM53 80V79H52ZM206 80H204V81H206ZM209 80V79H208ZM249 80V79H248ZM55 81V80H54ZM66 81V80H65ZM74 81V80H73ZM93 81V80H92ZM95 81V80H94ZM98 81V80H97ZM99 81H103V80H99ZM193 81V80H192ZM232 81V80H231ZM250 81V80H249ZM39 82V81H38ZM52 82V81H51ZM143 82V81H142ZM190 82V80L187 82V83H189ZM261 82V81H260ZM263 82V81H262ZM39 83H41V82H39ZM47 83V82H46ZM93 83V82H92ZM208 84H209V82H207ZM213 83V82H212ZM230 83V82H229ZM238 83H240L239 81H238ZM251 83V82H250ZM42 84H44V83H42ZM49 84V83H48ZM51 84V83H50ZM137 84V83H136ZM144 84V83H143ZM142 84V85H143ZM213 84H215V83H213ZM212 84V85H213ZM222 84H224V83H222ZM246 84H247V81H246ZM1 86H0V88L1 87H3V83H1L0 84ZM62 85V84H61ZM66 85H68V84H66ZM93 85H95V83L93 84ZM104 85V84H103ZM102 85V86H103ZM142 85H140V87L142 86ZM148 85V84H147ZM164 85V84H163ZM196 85H201V84H196ZM203 85H206L207 86V84H203ZM243 85L245 86V83L243 82ZM243 85H241L242 87L241 88H244V86ZM259 85H261V83L259 84ZM29 86H32L31 88H30V90H33V87L34 86H36L35 84L33 85H29ZM42 86V85H41ZM45 86V85H44ZM54 86V85H53ZM202 86V85H201ZM211 86V85H210ZM214 86V85H213ZM247 87L246 88H248V85H246ZM254 86H256V85H254ZM264 86V85H263ZM92 87V86H91ZM120 87H122V84L121 83H118V84H116L115 86H113L112 88H110L109 89V91L105 94V96H106V98H109V100L110 101H112V100H114L116 97H118L117 96V90H119V88ZM187 86H185V84H180V83H177L176 84V82H175V84L174 85H172L171 86V91H170V98L171 99H178V100H186V99H188V98H190V95H191V93L188 91V89L186 88ZM234 87V86H233ZM259 87H261V86H259ZM259 87H257V89L259 88ZM35 88V87H34ZM59 88V87H58ZM63 88V87H62ZM89 88V87H88ZM97 88V86H93L92 88H90L89 90H97L96 89ZM197 87L195 86V89H196ZM221 88V90H222V87H220ZM246 88H244L243 89V91H245V89ZM27 89V88H26ZM28 89H29V87H28ZM106 89V88H105ZM144 89V88H143ZM146 89V88H145ZM150 90L151 89H153V88H149ZM205 89H206V87H205ZM219 89V88H218ZM239 89H240V87H239ZM263 89V88H262ZM261 88H259L258 90H262ZM0 90H2V89H0ZM12 90V89H11ZM14 90V89H13ZM37 90H39V89H37ZM41 90V89H40ZM51 91H49V93H50V95L48 96V94L46 93V95L48 96V97H50L49 99H50V101H49V99L47 98V100H48V102L47 101H45L44 103H46V104H44L43 103V105L46 107H44V106H42L43 108H45V109H47V110H49V108H51L52 107V104H53V106H56V105H60V103L61 102H64L65 103V101H67V100H69V99H77L78 97H77V95L74 93V92H72V90L70 91V90H66V89H64V90H61V89H53V88H51L50 89ZM99 90V89H98ZM94 91L95 93L96 92H99V91ZM138 90V89H137ZM139 90H140V88H139ZM241 90V89H240ZM240 90H238V91H240ZM250 89H248V91H249ZM47 91V90H46ZM102 91V90H101ZM144 91H146V90H144ZM216 91V90H215ZM20 92H21V90H20ZM26 92V91H25ZM24 92V93H25ZM140 92V91H139ZM209 92V91H208ZM212 93H214L213 91H211ZM245 92H247V90L245 91ZM254 92V91H253ZM252 92V90H251V93H248V94H250V96H251V94H256L255 92L253 93ZM257 92V91H256ZM1 93V92H0ZM6 94H7V92H5ZM4 93V94H5ZM18 93V92H17ZM24 93L22 94V95H24ZM28 93V92H27ZM29 93H31V92H29ZM36 93H37V91H36ZM43 93V92H42ZM144 93V92H143ZM240 93V92H239ZM258 93V92H257ZM3 94V90H2V95L4 96H1V98L3 97V101L5 100V95ZM9 94V93H8ZM26 94V93H25ZM44 94V93H43ZM86 94V93H85ZM92 94H93V91H92ZM141 94H142V92H141ZM192 94H193V92H192ZM238 94V93H237ZM236 93H235V95H237ZM244 94V92L242 93V95ZM246 94V93H245ZM247 94V95H248ZM263 94V93H262ZM1 95V94H0ZM11 95H12V93H11ZM14 95H16L15 94V92H14V94H13V96ZM18 95V94H17ZM16 95V96H17ZM21 95V96H22ZM34 94H32V96H33ZM37 95V94H36ZM79 95V94H78ZM89 95V94H88ZM96 95V94H95ZM98 95H100V92H99V94ZM149 95H150V93H149ZM193 95H195V94H193ZM228 95V94H227ZM252 95V97H254ZM25 96V95H24ZM38 96V95H37ZM42 96V95H41ZM91 96V95H90ZM94 96V95H93ZM139 96H141L140 94H139ZM207 96V95H206ZM263 96V95H262ZM6 97H7V95H6ZM9 97V96H8ZM18 97V96H17ZM30 97V96H29ZM29 97H25V99H24V97L23 98H21L20 97V95H19V98H17V100L18 101H20V104L21 103H24L23 102V100H28V99H26V98H29ZM34 97V96H33ZM32 97V98H33ZM39 97V96H38ZM86 97H87V94H86ZM89 97V96H88ZM92 97V96H91ZM96 97V96H95ZM94 97V98H95ZM135 97V96H134ZM147 97V96H146ZM201 97H203V96H201ZM208 97V96H207ZM211 97V96H210ZM216 97H218V96H216ZM224 97H225V95H224ZM230 97H232V95L230 96ZM259 97V96H258ZM257 97V98H258ZM11 98V97H10ZM14 98H16L15 96H14ZM21 98V99H20ZM41 98H43V97H41ZM82 98H84V100H85V97H83V95H82ZM143 98V97H142ZM234 98V97H233ZM235 98H236V96H235ZM234 98V99H235ZM260 98V97H259ZM23 99V100H22ZM96 99H98V98H95V99H93L94 101L96 100ZM99 99H101V96H100V98ZM147 99V98H146ZM198 99H199V97H198ZM205 99V98H204ZM211 99V98H210ZM209 99V100H210ZM220 99V98H219ZM227 99V98H226ZM233 99V101H237V100H234ZM10 100H12V99H10ZM16 100V99H15ZM15 100L13 99V103H15ZM22 100V101H21ZM29 100L30 101H32L30 98H29ZM28 100V101H29ZM36 100H38V99H36ZM39 100H40V98H39ZM43 100V99H42ZM42 100H40L41 102H42ZM44 100H46V97L44 98ZM80 100V103H81V99H79ZM84 100H82V101H84ZM88 100V99H87ZM93 100H91V101H93ZM104 100H106V99H104ZM135 100V99H134ZM148 100V99H147ZM200 100H201V98H200ZM249 100V99H248ZM251 100V99H250ZM27 101V103H29L30 104V102H28ZM75 101V100H74ZM91 101H89V103L91 102ZM210 101H212V100H210ZM227 101L229 102V98L227 99ZM232 101V102H233ZM9 102V101H8ZM7 102V103H8ZM11 102V101H10ZM34 102V101H33ZM32 102V103H33ZM57 102H59V104H57ZM68 102V101H67ZM110 103L108 100L106 101V103ZM132 102H133V100H132ZM174 102H175V100H174ZM244 102V101H243ZM12 103V104H13ZM35 103V102H34ZM37 103V102H36ZM40 103V102H39ZM84 103H86L85 101L83 102V103H81L79 106H78V104H79V101L78 102H76L75 104L78 106V107H82L81 105H85ZM93 103V102H92ZM177 103V102H176ZM241 103V102H240ZM240 103H239V105H240ZM245 103V102H244ZM56 104V105H55ZM66 104V103H65ZM74 104V103H73ZM178 104V103H177ZM6 105V104H5ZM11 105V104H10ZM10 105H8V106H10ZM24 105V104H23ZM34 105V104H33ZM40 105H42V103H40L39 104V106ZM62 105V104H61ZM70 105H72V103L70 104ZM70 105H68V106H70ZM87 105H89L88 104V102H87ZM245 105V104H244ZM244 105H242V106H244ZM16 106V105H15ZM20 106V105H19ZM25 106V105H24ZM28 106V105H27ZM34 106H36V107H39L38 106V104L37 105H34ZM86 106V105H85ZM230 106V105H229ZM241 106V107H242ZM248 106V105H247ZM41 107V108H42ZM49 107V108H48ZM94 107V106H93ZM239 107V106H238ZM240 107V108H241ZM7 108V107H6ZM13 108V107H12ZM64 108H66L65 106H64ZM64 108H62V109H64ZM69 108V107H68ZM71 108V107H70ZM69 108V109H70ZM77 108V107H76ZM76 108H73V106H72V108L71 109H76ZM135 108V107H134ZM169 108V107H168ZM229 108V107H228ZM252 108H255L254 106L253 107H251V110H253ZM264 108V107H263ZM8 109L9 108H7L6 110L7 111H5V113L6 112H8ZM52 109V108H51ZM54 109H55V107H54ZM61 109V110H62ZM4 110V109H3ZM12 110V109H11ZM60 110V111H61ZM151 110H152V108H151ZM230 110H232V109H230ZM230 110H226V111H230ZM251 110H250V112H251ZM262 110H264V109H262ZM262 110H260V113L257 115V116H255L254 118H252L251 120H247V122L246 121H241V118H239L238 117V119H240V121L243 123V125L242 126H239V129L238 130H236L235 128H233L231 131L230 130H228L227 128H226V119L225 118H227L226 117V115H224V114H221L219 111H212L211 110V113H208L207 114V116L206 115H204V116H206V117H204V119L203 120H200V119H202V118H194V117H191L188 121H186L187 123H185L184 122V124H182V125H180L181 126V128H179V126L178 127H175V125H177L178 123H176V124H174L172 127H171V125H168V124H148L146 127H145V131H144V135H143V137L145 138V140H147L148 142H149V145L147 146V149L149 150V151H151L153 148H155V145L157 146L156 148H158V150H159V147H160V145L162 144V143H164V140H166L167 141V138L168 137H171V138H180V139H182V138H185V137H189V136H194V137H196L197 138V141H198V145H199V147H198V151L195 153V154H193V155H191V156H184V155H177V156H175L174 154L172 155L173 157H171V158H167V159H158L157 160V162L156 163H161L162 164V166L161 167H159L160 165V163L157 165L156 163H155V165H154V160L152 159V158H148V155L146 154H144L145 156L144 157H142V158H138V159H136L135 160V162H136V164H137V166H139L140 168H143V169H150V168H152L153 166H154V168H155V172H154V174L153 175H155V176H157V175H159V173H162V171H167V179L162 183L161 181H163V178L162 179H159L160 180V184H158V182L157 183H154V184H151L150 183V185L148 184V186H144L146 183V180H144V181H140V182H135V181H132V180H130V178H131V176L130 175H127V173L125 174V175H123V177L121 178V180H120V182L118 183V187H116V188H113V189H111V190H109V195H106V194H103L102 192H100V191H97L96 193H92V194H89L88 192H86L85 194L86 195H93V196H97L94 200H99V201H107L106 200V198H112V197H114L115 196V199H113V203H110L108 206L106 205L108 202H104V203H101V204H103L104 206L103 207H105L104 208V211H108L109 213L108 214H106V217L107 218H105L104 219V221L103 220H101V218H100V221H103L102 222V224H104V227H105V230L104 231H106V229L108 230V235L107 236H104L102 239H101V242L102 243H104V244H106L105 246L106 247H104V248H102V249H100V253L98 254L99 256H98V261L97 262H101L102 264H145V262H149V258H151L152 256H156V253H155V251H156V249H155V246L157 245V236L156 235H153V236H151L150 238H148L147 237V231H148V226L150 225H153L154 223H157V225L160 223V222H158V221H160V220H158V221H156V220H146V217L148 216V215H151V214H154L155 213V209H156V206H157V202H159V201H164V199H168V200H170V201H168V204L171 202V203H175L176 201H181V200H185V201H183V202H181V204H179V206L175 209V211L172 213V215H182L183 214V210L185 209H192L193 208V206H194V204H196L198 201H202L203 199H205L206 197H214V196H217L218 197V195L220 196V197H222L221 199H220V209L218 210V211H220V212H224L227 208H226V202H223V201H221L222 199H224L225 198V196L226 195H231V194H235V192L237 193V194H241L242 195V193H243V190H246L247 191V193L248 192H250L252 189H255V188H260V187H262V186H264V112H262ZM53 111V110H52ZM59 111V112H60ZM66 111V110H65ZM208 111H209V109H208ZM220 111H222V110H220ZM226 111H224L225 113H227ZM245 110H243V112H244ZM12 112V111H11ZM63 112V111H62ZM92 112H94V110L92 111ZM100 112V109L97 111V113H99ZM110 112V111H109ZM121 112H123V111H121ZM210 112V111H209ZM234 112V111H233ZM238 112V111H237ZM259 112V111H258ZM65 113V112H64ZM229 113V112H228ZM235 113H236V111H235ZM234 113V114H235ZM242 113V112H241ZM9 114V116L11 117V115H10V111L7 113V115ZM56 114V113H55ZM155 114H157V113H155ZM7 115H4L3 114V116H6L7 117ZM116 115V114H115ZM114 115V116H115ZM231 115V114H230ZM256 115V114H255ZM60 116V115H59ZM62 116V115H61ZM123 116V115H122ZM191 116V115H190ZM222 116V117H221ZM232 116H233V114H232ZM1 117H2V115H1ZM4 118V120L6 119L7 121H9L8 119H9V117H7V118ZM93 117V116H92ZM241 117V116H240ZM54 118V117H53ZM58 118V117H57ZM233 118H234V116H233ZM236 118V117H235ZM243 118V117H242ZM56 119V118H55ZM62 119V118H61ZM68 119V118H67ZM140 119V118H139ZM198 119V120H197ZM6 120H5V122H6ZM11 120V119H10ZM72 120V119H71ZM85 120V119H84ZM232 120V119H231ZM236 121H237V118L235 119ZM234 120V123L236 122ZM74 121V120H73ZM239 121V120H238ZM237 121V122H238ZM239 121V122H240ZM12 122V121H11ZM232 122H233V120H232ZM7 123V122H6ZM48 124V123H47ZM135 124V123H134ZM133 123H132V125H134ZM49 125V124H48ZM43 125L42 124H38V127H42ZM32 127H36V126H32ZM60 127V126H59ZM124 127V126H123ZM123 127H122V129H123ZM130 126H128V128H129ZM132 127V126H131ZM2 128V127H1ZM6 128V127H5ZM11 128V127H10ZM126 128V127H125ZM16 129V131L18 132V131H22V130H24L23 128L22 129H20V128H15ZM31 129H33V128H31ZM6 130V129H5ZM30 129H28V131H29ZM34 130V129H33ZM97 130H99V128L97 129ZM130 130V129H129ZM128 130V131H129ZM1 131H3V130H1ZM6 131H9L8 129L6 130ZM15 131V130H14ZM14 131H12V134H13V132ZM32 131V130H31ZM30 131V132H31ZM42 131V130H41ZM4 132V131H3ZM11 132V131H10ZM33 132V131H32ZM35 132V131H34ZM53 132V133H52ZM93 132H95V130L93 131ZM16 133V132H15ZM22 133V132H21ZM27 133V132H26ZM37 133H39V130H38V132L36 131L35 132V134L37 135ZM46 133L47 134H49V136H50V139H51V144H52V142L54 141L53 139H54V136L56 135H54V133H55V131H53V130H49V132L48 131H46ZM73 133H75V132H73ZM137 133V132H136ZM11 134V133H10ZM23 134H24V136H26V134L24 133V131H23ZM61 134V133H60ZM59 134V135H60ZM7 135H9L8 133L6 134V136ZM22 135V134H21ZM32 135H34V134H32ZM31 134H30V136H32ZM40 136H41V134H39ZM6 136H5V139H4V141H7V142H5V143H9V141L11 142V141H13L14 142V144H15V146L13 145V147L15 148V147H19V145H18V143L20 144V142H18L16 139L15 140H13V137H15V136H17V135H9L7 138H6ZM29 136V139L31 138ZM40 136H36L37 137V139L35 138L34 140H32V141H35V142H37L41 137ZM44 136V135H43ZM17 137H19L20 138V136H17ZM40 137V138H39ZM60 137V136H59ZM2 138V137H1ZM11 138H12V140H11ZM26 138V137H25ZM25 138H20V139H25ZM34 138V137H33ZM44 138V137H43ZM43 138H41V139H43ZM190 138V137H189ZM10 139V140H9ZM20 139H19V141H20ZM27 139V138H26ZM195 139V138H194ZM194 139H191V140H194ZM134 140V139H133ZM144 140V139H143ZM175 140V139H174ZM174 140H173V142H174ZM190 140V141H191ZM2 141V140H1ZM0 141V142H1ZM135 141V140H134ZM142 141V140H141ZM147 141L146 142H144V144L145 143H147ZM172 141V140H171ZM186 141V140H185ZM17 144H16V143ZM23 142V141H22ZM25 142V141H24ZM26 142H28V140L26 141ZM25 142V143H26ZM143 142V141H142ZM188 142V141H187ZM24 143V144H25ZM29 144L31 143V142H28ZM185 143V142H184ZM194 143V142H193ZM3 144H4V142H3ZM13 144V143H12ZM140 144V143H139ZM176 144V143H175ZM0 145H2V142L0 143ZM52 145H54V144H52ZM183 146V143H181L180 144V146ZM258 145H260L259 146V149H258V151L256 152V154H253L252 156H250L249 158H247L246 160H244V158L254 149V148H256ZM8 146V145H7ZM29 146V145H28ZM142 146V145H141ZM165 146V145H164ZM166 146H168V145H166ZM180 146H179V149H180ZM185 146V145H184ZM188 146V145H187ZM193 146V145H192ZM1 147H3V146H1ZM22 147H25V146H23L22 145ZM191 147V146H190ZM194 148H195V146H193ZM196 147H197V145H196ZM9 148H11V147H9ZM82 148V147H81ZM165 148V147H164ZM188 148H189V146H188ZM3 149V148H2ZM48 149H49V147H48ZM125 149V148H124ZM131 149V148H130ZM129 149V150H130ZM163 149V148H162ZM181 149H183V148H181ZM16 150H17V148H16ZM161 150V149H160ZM25 151V150H24ZM180 151H182V150H180ZM193 151V150H192ZM152 152H153V150H152ZM175 152H179V151H175ZM191 152V151H190ZM22 153V152H21ZM114 153V152H113ZM151 153V152H150ZM158 153H160V152H158ZM115 154V153H114ZM163 154H165L164 153V150H163ZM161 155V154H160ZM133 156H134V154H133ZM149 156H150V154H149ZM162 156V155H161ZM167 156V155H166ZM175 156V157H174ZM134 157H136V156H134ZM133 157V158H134ZM162 158V157H161ZM45 159V158H44ZM192 159V160H191ZM30 161H31V159H30ZM118 161H119V165L121 164V165H123L124 163H131V160H130V158L129 157H126V156H124L123 154H118ZM192 161V162H191ZM190 163V164H189ZM30 164V163H29ZM77 164V163H76ZM25 165V164H24ZM41 165V164H40ZM129 165V164H128ZM158 167H157V166ZM188 165V166H187ZM18 166V165H17ZM27 166L28 165H25V167L27 168ZM32 166V165H31ZM130 166V168H131V165H129ZM20 167H21V165H20ZM19 167V168H20ZM29 167V166H28ZM51 167V166H50ZM99 167V166H98ZM24 168V166L22 167V169ZM22 169H20V170H22ZM29 169V168H28ZM31 170H33V169H35V168H30ZM24 170H26V169H24ZM24 170H22V171H24ZM31 170H29L28 172H32ZM37 170H39V169H37ZM37 170H33L34 171V173L37 171ZM136 171H138V169L136 170ZM179 171V172H178ZM38 172V171H37ZM66 172V171H65ZM177 172V173H176ZM33 173V172H32ZM114 173V172H113ZM156 173H158L157 175H156ZM40 174V173H39ZM122 174V173H121ZM164 174V173H163ZM82 176H84V172H82V174H81ZM118 175V174H117ZM137 175V174H136ZM152 176V175H151ZM150 176V177H151ZM39 177L40 176H37V175H35V180L36 181H39ZM135 177V176H134ZM154 177V176H153ZM153 177H151V178H153ZM161 177V176H160ZM159 177V178H160ZM117 178H118V176H117ZM136 178V177H135ZM143 178V177H142ZM151 178H148V179H151ZM157 178V177H156ZM41 179V178H40ZM100 179H102V178H98V181H100ZM147 179V180H148ZM175 179H177L178 181H185L186 179H187V182H188V184L186 183V182H184V183H179V184H174V183H176L177 182V180L175 181ZM218 179V180H217ZM142 180V179H141ZM216 180V181H215ZM57 181V180H56ZM149 181H151V180H149ZM148 181V182H149ZM158 181V180H157ZM215 181V183L214 184H212L211 186L210 185H208V187H206V189L205 188H203L205 185H207V184H210V183H212V182H214ZM133 182H135V183H133ZM196 182H198L196 185H194V183H196ZM162 183V184H161ZM8 184H10L9 182H8ZM12 184V183H11ZM140 184V186H138ZM192 185L191 186V188H190V186H188V185ZM182 185H184V187H186V188H190V189H188V190H185V191H183L182 193H180V194H177V195H175V196H173V197H170V195L172 196L173 195V192H175V193H177L178 191L180 192V190H181V186ZM6 186V185H5ZM188 186V187H187ZM2 186L0 185V188H1ZM35 186L33 185V188H34ZM7 189V188H6ZM71 190V189H70ZM257 190H259V189H256V193H257ZM259 192H260V190H259ZM258 192V193H259ZM263 192V191H262ZM247 193H245V194H247ZM98 194V195H97ZM260 194H262V193H260ZM106 195V196H105ZM251 195V194H250ZM255 194H253L252 196H254ZM264 195V194H263ZM237 196V195H236ZM239 196V195H238ZM33 197V196H32ZM217 197H215V198H217ZM248 197V196H247ZM246 197V198H247ZM256 197V196H255ZM255 197H252V199L254 198V199H256ZM258 197V196H257ZM262 197V196H261ZM175 198V199H174ZM246 198H244V200L246 199ZM5 199V198H4ZM59 199V198H58ZM144 199V200H143ZM251 199V200H252ZM85 200V199H84ZM247 200V199H246ZM59 201V200H58ZM214 201V200H213ZM213 201H211V202H213ZM228 201V200H227ZM240 201V200H239ZM41 202V201H40ZM48 202V201H47ZM228 202H230V201H228ZM234 202H236V201H233V203ZM243 202V201H242ZM10 203V202H9ZM8 203V204H9ZM55 203V202H54ZM57 203V202H56ZM167 203V202H166ZM170 203V204H171ZM238 203V202H237ZM241 202H239V204H240ZM58 204V203H57ZM112 204V205H111ZM231 204V203H230ZM254 204V203H253ZM60 205V204H59ZM106 205V206H105ZM119 205V206H118ZM163 205V204H162ZM228 205V204H227ZM234 205V204H233ZM236 205V204H235ZM262 205V204H261ZM159 206V205H158ZM217 206V205H216ZM231 206V205H230ZM229 206V207H230ZM245 206V205H244ZM249 206H250V204H249ZM52 207V206H51ZM95 207V206H94ZM167 207V206H166ZM202 207V206H201ZM246 207V206H245ZM255 207H256V205H255ZM96 208H98V207H96ZM99 208H102V207H99ZM159 208H160V206H159ZM158 208V209H159ZM200 208V207H199ZM205 208V207H204ZM213 209H214V207H212ZM241 208V207H240ZM248 208V207H247ZM254 208V207H253ZM170 209V208H169ZM168 209V210H169ZM206 209V208H205ZM239 209V208H238ZM242 209V208H241ZM249 209H251V208H249ZM248 209V210H249ZM91 210H92V208H91ZM252 210V209H251ZM254 210V209H253ZM93 211V210H92ZM91 211V212H92ZM99 211H102L103 212V210H99ZM161 211H162V209H161ZM166 211V210H165ZM200 211V210H199ZM203 211V210H202ZM207 211V210H206ZM61 212H63V211H61ZM86 212H88V211H86ZM90 212V213H91ZM95 212L96 213H98V211L95 209ZM114 212V213H113ZM194 211H192V213H193ZM196 212V211H195ZM207 212H209V210L207 211ZM211 212V211H210ZM66 213V212H65ZM93 213L94 212H92L91 214L93 215ZM104 213H106V212H104ZM168 213V212H167ZM171 213V212H170ZM201 213V212H200ZM214 213H216V212H214ZM241 213V212H240ZM248 213V212H247ZM253 213H255V212H253ZM87 214V213H86ZM103 214V213H102ZM197 214V213H196ZM202 214V213H201ZM204 214V213H203ZM218 214V213H217ZM221 214V213H220ZM223 214V213H222ZM251 214V213H250ZM67 215V214H66ZM90 215V214H89ZM97 215H99V214H97ZM185 215H186V213H185ZM256 215V214H255ZM62 216H64V215H62ZM88 216V215H87ZM95 216V215H94ZM162 216V215H161ZM206 216H207V214L205 215L204 214V217L206 218ZM209 217H210V215H208ZM224 216V215H223ZM233 216H235V215H233ZM237 216V215H236ZM253 216V215H252ZM71 217V216H70ZM73 217V216H72ZM79 217V216H78ZM98 217V216H97ZM163 217V216H162ZM176 217V216H175ZM185 217V216H184ZM203 217V218H204ZM61 218H63V217H61ZM80 218V217H79ZM90 218V217H89ZM92 218V217H91ZM94 218H96V217H94ZM99 218V217H98ZM103 218V217H102ZM156 218V217H155ZM161 218V217H160ZM236 218V217H235ZM257 218V217H256ZM76 219V218H75ZM172 219V218H171ZM213 219V218H212ZM223 219V218H222ZM258 219V218H257ZM71 220V219H70ZM83 220H85L84 218H83ZM92 220V219H91ZM194 220L195 221H198L199 220V217L197 216V215H195V217H194ZM259 220H261L260 218H259ZM72 221V220H71ZM73 221H74V219H73ZM124 221V223L122 224V222ZM203 221V220H202ZM69 222L70 221H68L67 222V224H69ZM98 222V221H97ZM199 222V221H198ZM214 222V221H213ZM78 223V222H77ZM79 223H80V220H79ZM84 223H86L85 221H84ZM89 223H90V221H89ZM167 223V222H166ZM187 223V222H186ZM219 223V222H218ZM245 223V222H244ZM247 223V222H246ZM76 224V223H75ZM82 225H83V222L81 223ZM79 225V226H81V228H82V225ZM91 224V223H90ZM92 224H94V222L92 223ZM97 224V223H96ZM96 224L95 225H93V226H96ZM98 224H99V222H98ZM168 224H169V222H168ZM200 224H201V222H200ZM22 225L24 226V230L26 231L29 227H27V226H25L24 225V223L22 222ZM73 225V224H72ZM71 225V226H72ZM85 225H87V224H85ZM84 225V226H85ZM101 225V224H100ZM242 225V224H241ZM255 225V224H254ZM19 226H21V225H19ZM68 226V225H67ZM67 226H66V228H67ZM69 226H70V224H69ZM71 226L69 227V230L71 229ZM83 226V227H84ZM88 226H91V225H87V227ZM92 226V227H93ZM123 226L125 227V230L123 229ZM222 226V225H221ZM225 226V225H224ZM253 226V225H252ZM77 227V226H76ZM159 227V226H158ZM245 227H247V226H245ZM257 227V226H256ZM261 227V226H260ZM73 228V227H72ZM84 228H86V227H84ZM89 228V227H88ZM87 228V229H88ZM96 229V227H93V229ZM103 228V227H102ZM190 228H192V227H190ZM87 229H86V231H87ZM92 229V230H93ZM152 228H150L149 229V231L151 230ZM174 229V228H173ZM172 229V230H173ZM197 229L198 230H202V229H200V225L198 224L197 225ZM92 230L90 229V231H88L87 233L86 232H84V233H82V235H80V236H77V237H75L76 239H71L70 241L71 242H69V241H67V244H63L64 245V249H69L71 246H72V248H74V251H77L78 249L80 250V249H85L87 246H88V243H89V240H90V238L92 237ZM123 230H124V232H123ZM154 230V226H153V229H152V232H154L153 231ZM157 230V229H156ZM163 230H165V229H163ZM167 230V229H166ZM218 230V229H217ZM228 230V229H227ZM253 230V229H252ZM52 231V230H51ZM62 231V230H61ZM80 231V230H79ZM85 231V230H84ZM96 232H98V228H97V230H95ZM94 231V232H95ZM160 231H162V230H160ZM174 231V230H173ZM182 232H183V230H181ZM225 231V230H224ZM254 231V230H253ZM126 232V233H125ZM151 232V233H152ZM211 232V231H210ZM71 233V232H70ZM74 233H76V232H74ZM78 233V232H77ZM104 233V232H103ZM122 233H123V235H122ZM237 233V232H236ZM248 233V232H247ZM254 233H256V231L254 232ZM68 235H69V233H67ZM125 234V235H124ZM153 234V233H152ZM232 234V233H231ZM67 235V236H68ZM96 235V234H95ZM104 235V234H103ZM163 235H165V234H163ZM74 236H76V235H74ZM212 236H213V234H212ZM70 237V236H69ZM161 237H162V235H161ZM164 237H166V236H164ZM205 237V236H204ZM231 237V236H230ZM65 239V238H64ZM70 239V238H69ZM68 239V240H69ZM241 239V238H240ZM239 239V240H240ZM66 240V239H65ZM64 240V241H65ZM185 240V239H184ZM63 241V242H64ZM163 241V240H162ZM166 241H168V240H166ZM165 241V242H166ZM169 241H170V239H169ZM24 242H28L29 244H30V246L32 247V249H29V251L27 252V253H25V254H23L24 256H19L18 258H16L15 259V261H13L12 262V264H32L36 259H37V257H39L38 255H39V253H41L39 250H37V249H35V247H36V244H37V241L36 240H32V239H28V238H24L23 240H22V243H24ZM165 242H163V243H161V244H163V245H167V244H165ZM241 242H243V241H241ZM241 242H239L238 244H241V246H242V243ZM159 243V242H158ZM171 245H172V243H170ZM225 244V243H224ZM227 244L228 243H226V246H227ZM233 244V243H232ZM244 244V243H243ZM236 245V244H235ZM103 246V245H102ZM169 246V245H168ZM244 246V245H243ZM54 247V246H53ZM90 247V246H89ZM158 247V246H157ZM167 247V246H166ZM48 248H49V253L53 250V248H52V246L51 245H49L48 246ZM52 248V249H51ZM58 249H59V246L57 247ZM56 248V250L58 251V249ZM229 248V247H228ZM239 248H241L240 246H239ZM245 248V247H244ZM51 249V250H50ZM60 249H61V247H60ZM77 249V250H76ZM88 249V248H87ZM163 249V248H162ZM233 249H231V251H232ZM241 250H244V249H241ZM240 250V251H241ZM238 251V250H237ZM251 251V250H250ZM254 251V250H253ZM48 251H46V252H44V253H47ZM62 252V251H61ZM64 252V251H63ZM62 252V253H63ZM79 252H83V250L82 251H79ZM161 253H162V251H160ZM165 252V251H164ZM167 252V251H166ZM165 252V253H166ZM239 252V251H238ZM249 252V251H248ZM84 253H86V252H84ZM161 253L160 254H158L159 256L161 255ZM233 253V252H232ZM261 253V252H260ZM57 254H59V252L57 253ZM61 254V253H60ZM60 254L58 255V256H60ZM68 254V253H67ZM75 254V253H74ZM77 254H79V253H77ZM83 254V253H82ZM92 254V253H91ZM164 254V253H163ZM167 254V253H166ZM237 254V253H236ZM55 255V254H54ZM51 256L52 258L53 257H55L56 258V256ZM62 255V254H61ZM64 255H66V254H64ZM63 255V256H64ZM69 255V254H68ZM73 255V254H72ZM158 255L156 256V257H154V259L156 258L157 259V257H158ZM232 255V254H231ZM246 255V254H245ZM249 256H251V255H248V257ZM65 257V256H64ZM165 257V256H164ZM176 257H177V255H176ZM235 257H238L237 255L235 256ZM234 257V258H235ZM241 257V256H240ZM239 257V258H240ZM242 257H245V256H243L242 255ZM45 258V257H44ZM55 258H54V260H55ZM60 258V257H59ZM61 258H63V257H61ZM60 258V259H61ZM69 258V257H68ZM71 258V257H70ZM76 258V257H75ZM78 258V257H77ZM159 258V257H158ZM250 258V257H249ZM42 259V258H41ZM48 258H46V260H47ZM152 259V258H151ZM155 259V260H156ZM233 259V258H232ZM251 259V258H250ZM52 260V259H51ZM53 260V261H54ZM58 260V259H57ZM56 260V261H57ZM62 260V259H61ZM154 260V261H155ZM242 258H241V263H242ZM63 261H64V259H63ZM150 261H152V260H150ZM233 260H231V262H232ZM237 261V260H236ZM244 261H246V260H244ZM96 262V263H97ZM234 262V261H233ZM238 263H239V261H238ZM241 263H239V264H241ZM245 263V262H244ZM248 263V262H247ZM34 264V263H33ZM36 264H37V262H36ZM39 264V263H38ZM43 264H46V262H44ZM58 264V263H57ZM100 264V263H99ZM148 264V263H147ZM160 264V263H159ZM179 264V263H178ZM181 264V263H180ZM183 264V263H182ZM223 264V263H222Z\"/></svg>","mask_w":264,"mask_h":264},{"label":"crops","instance_id":"0c3cea01","mask_svg":"<svg viewBox=\"0 0 264 264\" xmlns=\"http://www.w3.org/2000/svg\"><path fill=\"white\" fill-rule=\"evenodd\" d=\"M260 12H261V14H260ZM235 16L232 19V25L231 26L229 25L227 28L225 27L223 29H218V30L212 32L213 34L203 33L201 31V25H198L195 23L187 24L186 27H187L190 35L188 34L186 37H183V38L181 37L179 40H181L182 42L187 43V44L188 43L194 44V43H199V42H204V41H207L209 43L215 42L216 44L218 43V45L221 46L222 48L229 49V50L233 51L238 56L245 55L246 59L253 58V53H255V52H253V49H252L254 46V37H255V35H256V37L257 36L259 37L264 32V9H258V10H256L255 13L247 14L241 18H235ZM250 20H252V21H250ZM239 22H241L240 23L241 24V29H240L241 37H240V39H238L234 42L233 40H231L232 38L230 36H228V34H227L228 28L232 29L233 28L232 26L234 24L239 23ZM249 24H251V25H249ZM252 24H254V25H252ZM194 28L199 29L200 32L198 34H195L196 29H194ZM152 29L154 30L153 25H152ZM167 30H168L169 35L173 37L172 30H171V28H169V26H168ZM247 33H248V36H247ZM129 34H130V32H129ZM225 37H227L228 40ZM69 38L71 39V42L62 46V49H64V47H65L64 51L62 50L63 52L62 51L47 52V51H44L41 49V50H37L34 52H30L26 56L19 58L17 61H15L13 63L0 64V84L3 83V87H4L5 91L9 94H11V93L14 94V92L15 93H17V92L23 93L26 90H28V87H29V89L32 87L29 85L35 84L36 86H38V85H40L39 82L42 83L43 80H45V78H47L46 81L44 82V84H46V82H47V84L51 83L50 85L53 87V89H61V90L66 89V90H70V91L72 90V92H74L77 95V97H81L89 89L88 87L92 86V82H93L92 80H94L96 75L102 70V68L104 66L105 58L110 56L109 54L106 56V52L110 50L111 53H113L114 51L112 52V50L114 49V46H111V47L108 46L107 48L104 49L103 48V43H104L103 41H95V43L94 42H82L78 39L77 30H75V34L73 36H69ZM231 43H234L235 45L233 44L234 46H232ZM72 46H74L75 49L72 48ZM69 47L71 48L70 51L68 50ZM117 47H118V43H116L115 48L117 49ZM239 47H241V48L239 49ZM259 47L260 46L258 45L257 50L259 49ZM84 48H87V50ZM232 48L235 50H233ZM76 49H77V51H74ZM245 52H248L250 54L245 53ZM57 55H59V56H57ZM250 55H252V56H250ZM258 56L259 55L254 56V57H256V60H258V59L264 60V57L262 59H260L264 55H261L260 57H258ZM112 57H113V55H111V58ZM242 57H244V56H242ZM74 58L77 62H74V60H73ZM35 59H37V60H35ZM38 60H39V62H38ZM57 60H59V61H57ZM71 60H73V62H71ZM79 62H80V64H79ZM56 64H58L57 65L58 67L56 66ZM59 64H60V66H59ZM63 64H65V65H63ZM78 64H79V66H78ZM39 65H41V66H39ZM61 65H63V66H61ZM72 65H74V66L72 67ZM52 67H54V68H52ZM71 67H72V69H69ZM51 69H53V70H51ZM163 69H168V68L157 67L153 70H163ZM185 70L187 72H190V68H186ZM24 71H26V72H24ZM62 73H65V74L63 75ZM256 73L259 74L260 72L256 71ZM43 75H46V76H43ZM47 76L50 78V80ZM65 77H66V79H64ZM70 77H71V79H70ZM47 80H49V81H47ZM66 84H68V85H66ZM36 86H34V87H36ZM20 90H21V92H20ZM9 103L11 104V105L9 104L10 107H14L17 102L15 101V103H13V101H11ZM24 105L25 106H23L21 108H17V109L15 108L12 110V112L10 113L11 117L9 116V119H8L9 121H7L5 119L6 122L9 123V125H8L9 127L26 129V128L32 127L34 125L38 126V124H42V122L49 123L50 121H53L55 119L54 113L43 111V110H37L34 108V106L32 104H29V103L24 104ZM6 107L7 108L9 107L8 104L5 105L4 102H0V125L6 123L4 118L1 117V115L3 116V114L5 113V111L7 109ZM24 154L29 155V157L31 158L32 168H35L33 170L39 169L37 171H40V170H46L47 169V163H45V161H44L45 160L44 156L47 154L45 148L40 147V146H36V147L32 148L31 150H29L28 152H25ZM15 156H16V154L14 152H10V151L2 152L0 154V171L9 169L12 165H14Z\"/></svg>","mask_w":264,"mask_h":264}]
</instances>
